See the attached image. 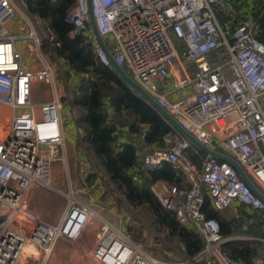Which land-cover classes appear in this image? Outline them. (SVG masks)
Returning <instances> with one entry per match:
<instances>
[{
	"label": "built area",
	"instance_id": "2783aa9c",
	"mask_svg": "<svg viewBox=\"0 0 264 264\" xmlns=\"http://www.w3.org/2000/svg\"><path fill=\"white\" fill-rule=\"evenodd\" d=\"M90 5L115 63L201 144L238 162L264 193V44L245 8L232 14L226 0H77L68 15L71 36L87 37L100 62L109 67L90 24ZM17 10V0H0V105L12 113L0 131V264H26L38 260L40 251L49 261L60 240L85 243L91 235L98 264H244L223 250L230 238H223L219 222L203 211L206 196L218 212L238 202L262 213L264 201L229 163L206 156L201 167L195 164L188 155L192 145L177 131L165 137L166 148L147 152L142 165L156 170L168 163L178 170L179 185L166 184L165 195L155 185L152 190L182 226L202 238L203 249L196 257L173 263L156 260L75 198L56 225L28 209L35 186L55 189L53 170L65 162L60 151L66 141L53 66L46 63L36 72L23 68L17 48L23 37L9 30ZM219 14L234 16L228 22L231 34ZM28 16V38L39 42L40 26ZM171 34L182 40V52ZM187 64L194 66L193 74ZM37 83L53 86L51 101L34 102ZM72 98L66 97L77 125L80 115ZM94 219L99 224L93 227Z\"/></svg>",
	"mask_w": 264,
	"mask_h": 264
},
{
	"label": "trees",
	"instance_id": "16d2710c",
	"mask_svg": "<svg viewBox=\"0 0 264 264\" xmlns=\"http://www.w3.org/2000/svg\"><path fill=\"white\" fill-rule=\"evenodd\" d=\"M23 1L29 14L42 21L48 29L51 40H48L47 49L65 61L75 76L82 78L72 90V107L80 115L78 129L83 133V150L104 168L106 185L117 190L120 201L137 210L144 223L162 233L165 241H178L185 247L188 258L196 257L203 249L202 238L182 226L176 215L161 205L152 190L158 182L179 185L178 170L168 163L156 170L142 167L143 156L149 151L166 148L165 137L176 130L151 104L136 94L112 66H104L100 62L87 37L71 36L73 26L68 22V15L77 0ZM250 1L244 8L255 21L257 39L264 44V0ZM224 17L219 14L224 30L231 34L233 26ZM120 119H125L127 126L121 127ZM188 155L200 167L207 156L193 147ZM100 179L95 171L87 176L91 186L97 185ZM244 206L240 211L242 216L231 220L213 209L208 199L203 211L208 218L219 222L225 239L246 234L264 238V212L251 210L253 213H249ZM251 220L252 227L249 226ZM2 221L0 217V225ZM248 227L252 229L245 230ZM144 231L143 225L139 229L129 228L128 237L145 241ZM257 243L228 241L222 248L244 264H256Z\"/></svg>",
	"mask_w": 264,
	"mask_h": 264
},
{
	"label": "rangeland",
	"instance_id": "374dc122",
	"mask_svg": "<svg viewBox=\"0 0 264 264\" xmlns=\"http://www.w3.org/2000/svg\"><path fill=\"white\" fill-rule=\"evenodd\" d=\"M23 3H24L23 0H17L18 10H20L24 14V16H26V19H23L20 22V27H21L22 33H26L25 31H26L27 27H28L27 30L29 29L32 32L31 25L29 24L28 19H27V17L29 18L28 12L27 11L23 12V10L25 9ZM33 19L36 21L35 24H39V26H40V28H37V35H38L39 42L32 39L33 44H34L33 51L35 53L34 52L28 53L27 61L32 66H36V64L38 63L37 65L40 68H43L47 62L53 64L52 66H54L55 82H56V86H57V89L59 91L60 100H61V103L63 106V113H64V115L66 113L70 114L69 105L67 103L68 101H67L66 97L71 99V95H72L71 92L77 86L75 84H80L81 80H80V78H78V76H75L71 72L69 67H67L68 65L65 61L60 60L55 54H53L50 50L47 49V45H48L47 43L49 42L48 38H50V35L48 33V29H47L46 25L43 24L42 21H40L34 17H33ZM33 19H31V20L34 22ZM171 36L173 38L174 43L176 44V46L180 50V52H182V40L178 39L173 34H171ZM46 38H47V40H45ZM24 39H25V37L23 36V38L19 39V42L21 44H23V42H25ZM38 43L40 44V46H38ZM41 53H42L43 57L41 56ZM187 68L190 70V72L192 74L195 71L194 66L192 64H187ZM35 93L41 101H46V100L51 101L53 99L54 89H53L52 85H47V84L42 83L40 85V87L35 91ZM11 116H12V113L7 108L0 105V131L2 129L1 128L2 124L6 121H9L11 119ZM82 144H83V141H82ZM60 153H61V157L65 158V162H64V164H61L60 162L57 163V166H58L57 177H58V179L57 178L55 179V174H54L53 186L55 187L57 192L52 191L55 189H49L48 187H44V188L39 187L41 190H43V191H41L40 202L37 199L34 201L31 199V202L29 203L30 195H29L28 200H27L28 209L31 211L32 204L34 203L35 207H34L33 213L40 215L43 220L46 219L49 222H51L50 218H52V217H54L53 219H55V218L58 219L59 217H62V215L66 211L67 205L69 204L70 198L68 197V195H70V194H72V196L78 202H81L82 204H84L86 206L88 205L89 207L91 206V203L93 201L92 197H89L86 194L80 193V191H79V188L81 187L83 181H85V182L87 181V179H86L87 175L85 176V175H83V173H79L80 172L78 169L79 163H77V161L79 159L77 160V156L74 153H72V155H71V153H70V155H69V153L67 154L65 152V147H63V149L60 151ZM86 160L88 161V165L91 167V170L95 171V175L101 176L102 181H103V182L101 181V183L98 185V186H101V190L104 193L102 195V197L99 199V201L106 204L108 199L113 198V200H115V202L117 203L121 212L122 213L125 212V213L129 214L128 218L131 220L130 228L135 227V228L139 229L142 225L144 226L145 231H144L143 237L146 238L147 240H151V242L144 244L145 245L144 249L146 251L143 248L142 249L149 256H151L154 259L156 257L161 258V260H159L158 258H156V260L158 259L159 261H162L164 263H173V262H170L169 258L166 256V251H168L167 250L168 246L164 245V243H163V241L165 239L164 235L162 233H158V232L154 231L147 224H145L137 210H135L133 208L130 209L125 203H122L120 201V199H119L121 197L120 193L117 190L110 188L106 185L105 178H104L105 170L101 165H99L96 162L95 158L92 155H89V156L87 155ZM82 166L84 167V165H82ZM82 175H83V177H82ZM77 185H78V188H76ZM86 185H90V184L87 183ZM88 187H90V186H88ZM95 188H96V186H95ZM48 194L52 197V199L54 201H52L51 199H49L48 201L46 200V196ZM0 209L3 210L2 208H0ZM42 210L45 211L44 214H43ZM228 210H226L224 212L227 213ZM230 210H232V209H230ZM105 215L107 216L106 213H105ZM53 219H52V221H53ZM124 228L128 233L129 227L127 225H124ZM128 236H130L129 233H128ZM131 239L135 240L133 237ZM135 242L136 243L138 242V244L140 243V245L143 246V244L141 243L142 241H136L135 240ZM52 258L53 257L51 256L49 261H47V264H54ZM35 261L45 262L43 251H40L38 260L28 259L26 264L33 263ZM87 264H98V263L91 260V261L87 262Z\"/></svg>",
	"mask_w": 264,
	"mask_h": 264
},
{
	"label": "crops",
	"instance_id": "0c3cea01",
	"mask_svg": "<svg viewBox=\"0 0 264 264\" xmlns=\"http://www.w3.org/2000/svg\"><path fill=\"white\" fill-rule=\"evenodd\" d=\"M226 2L231 6V9L233 11L232 14L236 13L237 11L241 10L242 8L248 6L251 3L250 0H226ZM23 12H25V11L23 10ZM232 17H234V16L233 15L228 16V17L225 16L224 19H228L230 21ZM23 19H26V17L24 16V14L20 10H17L14 18L9 23V30H10L12 35L25 37V39H24L25 42H23V44H21L19 41L17 42V48L19 49V51H21L22 56H23L22 65H23V68L25 70H27L29 72H36L42 68H40L37 65L38 63L36 64V66H32L27 61L28 53L34 52L33 51L34 44H33V40L28 38L29 33L31 32L29 29L27 30L28 27L26 28V31H25L26 33H22V30L20 27V22ZM41 56L43 57L42 53H41ZM47 64H49L51 66L53 65L52 63H49V62H47ZM53 68H54V66H53ZM78 78H80V80L82 79L79 76H78ZM41 84L42 83H37L34 85L33 100L36 103L49 102L47 100L41 101L35 93V91L40 87ZM75 85H78V84H75ZM187 92L190 93V92H192V90H189ZM64 116L65 117H64V127L63 128H64V136H65V141H66L65 152L67 154L69 153V155H70V153H71V155H72V153H74L77 156V160L79 159L77 161V163L80 164V165L78 164V169L80 171L79 173H83V175L88 176L94 170H91V167L88 165V161L86 160L87 155L83 150V144H82L83 133H81L79 131L78 124L75 125L73 123V120L71 119L72 118L71 114L66 113ZM82 165H84V167ZM142 167H143V165H142ZM53 171H54L53 172V180H54V174H55V179L56 178L58 179V177H57V173H58L57 164H55ZM83 175H82V177H83ZM101 181H102L101 179L98 180L97 185H92V186L86 185L88 182L86 181L87 182L86 183L85 181H83L81 187L79 188V191H80V193H83V194L88 195L89 197H92L93 201L91 203V206L90 207L88 205L87 206L90 208V210H92L94 215H96L97 217L103 218L104 220L109 222L112 226L120 229L121 232H123L125 235L128 236V233L124 228V225H127L129 228L131 226V220L128 218L129 214L125 213V212L122 213L121 210L119 209L117 203L115 202V200H113V198L108 199L106 204L99 201V199L104 194L103 191L101 190V186H98L101 183ZM88 186H90V187H88ZM95 186H96V188H95ZM155 186H157V189L159 190V192L161 194L165 195L167 193L165 182H158L155 184ZM39 187L44 188L42 186H35L31 190V192L29 194L30 195L29 203L31 202V199L33 201L37 199L40 202L41 191H43V190H41ZM76 188H78V185ZM52 191L55 192L56 189L52 190ZM49 199L54 201L52 199V197L48 194L46 196V200L48 201ZM207 199L210 201L209 196H206V200ZM34 207H35V204L33 203L32 207H31L32 212L34 211ZM241 208H242V204L236 202L230 208L232 210L229 209L227 213H225V212L224 213L221 212V213H223L225 218L228 220L236 219V218H240L242 216L241 215L242 214ZM243 208L246 211H248L249 213H253L251 211V209L248 208L247 206H244ZM42 212H43V214L45 213L44 210H42ZM105 213L107 214V216L105 215ZM53 218L54 217L50 218V220L53 224L51 222L47 221L46 219H44V220L49 224L55 225L59 222L58 220H60L61 217H59L58 219L57 218L53 219ZM52 219H53V221H52ZM92 224L94 227V226H97L99 224V222L96 219H94ZM251 224H253L252 220L249 222V226L252 227ZM251 227L250 228L248 227L245 230H251L252 229ZM230 239H233V241H255V242H258L256 245L258 248V256L256 258V264H258L257 262L264 264V238L246 234V235H241V236H234V237H231ZM149 242H151V240L145 239V241L141 242L143 244V246L140 245V243H139V245L144 249V246H145L144 244H147ZM163 243L166 244V246H168V249H167L168 251H166V256L169 258L170 262L181 261V260L188 258L187 254H186L185 247L181 243H179L178 241L175 240L173 243H170V242H167L164 240ZM137 244H138V242H137ZM94 246H95V241H94V238L92 235L90 237V240L88 242H85V243L72 242V241H68V240H60L57 243V245L55 246V248L53 249V252L51 255L53 257L52 258L53 263L54 264H87V262H89L91 260L94 261L93 257H92ZM156 258L161 260L160 257H156ZM35 263L36 264H47V261H45V262L35 261V262L29 263V264H35ZM214 264H219V263L214 262Z\"/></svg>",
	"mask_w": 264,
	"mask_h": 264
},
{
	"label": "water",
	"instance_id": "95a60500",
	"mask_svg": "<svg viewBox=\"0 0 264 264\" xmlns=\"http://www.w3.org/2000/svg\"><path fill=\"white\" fill-rule=\"evenodd\" d=\"M89 11H90V24L95 32L97 40L101 44V46L106 50L112 68L116 70V72L122 78V80L142 99H144L146 102L151 104L178 133H180L184 138H186L190 142L193 148L205 153L207 156H210L222 162H227L230 165H232L239 172L240 176L244 179V181L247 183L250 189L264 201V193L256 187L254 182L244 172V170L242 169V167L238 162H236L232 157L226 155L225 153L218 152L214 149H209L205 147L203 144H201L193 135L188 133L167 110L160 107L156 102V100L142 86H140L131 76H129V74L122 67L118 66L115 63L112 55L110 54V52L108 51L105 45L103 38L99 35L97 31L91 5L89 6ZM118 123L121 127L127 126V121L125 119L118 120ZM231 240L233 241V239H229L226 242Z\"/></svg>",
	"mask_w": 264,
	"mask_h": 264
},
{
	"label": "bare ground",
	"instance_id": "6f19581e",
	"mask_svg": "<svg viewBox=\"0 0 264 264\" xmlns=\"http://www.w3.org/2000/svg\"><path fill=\"white\" fill-rule=\"evenodd\" d=\"M68 197L73 201L74 197L72 196V194L68 195Z\"/></svg>",
	"mask_w": 264,
	"mask_h": 264
}]
</instances>
